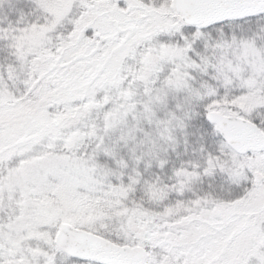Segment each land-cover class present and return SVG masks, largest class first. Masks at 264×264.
Here are the masks:
<instances>
[{
    "label": "snow or ice",
    "instance_id": "obj_1",
    "mask_svg": "<svg viewBox=\"0 0 264 264\" xmlns=\"http://www.w3.org/2000/svg\"><path fill=\"white\" fill-rule=\"evenodd\" d=\"M0 264H264V0H0Z\"/></svg>",
    "mask_w": 264,
    "mask_h": 264
}]
</instances>
